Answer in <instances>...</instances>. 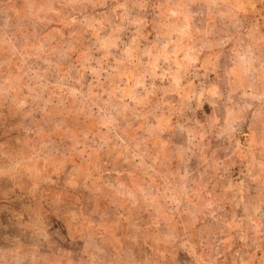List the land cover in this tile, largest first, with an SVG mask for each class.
Returning <instances> with one entry per match:
<instances>
[{"label": "clouds", "instance_id": "9594fccd", "mask_svg": "<svg viewBox=\"0 0 264 264\" xmlns=\"http://www.w3.org/2000/svg\"><path fill=\"white\" fill-rule=\"evenodd\" d=\"M0 264H264V0H0Z\"/></svg>", "mask_w": 264, "mask_h": 264}]
</instances>
